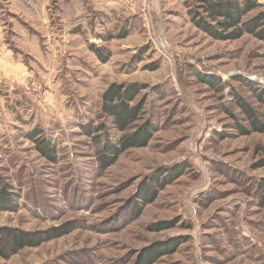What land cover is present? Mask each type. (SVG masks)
I'll use <instances>...</instances> for the list:
<instances>
[{
  "label": "rangeland",
  "instance_id": "374dc122",
  "mask_svg": "<svg viewBox=\"0 0 264 264\" xmlns=\"http://www.w3.org/2000/svg\"><path fill=\"white\" fill-rule=\"evenodd\" d=\"M95 3L34 0L29 35L1 19L0 175L15 207L0 233L30 244L0 264H139L150 250L144 264H264V42L213 38L190 19L195 0ZM62 9L91 18L65 31ZM112 83L140 85L134 125L151 130L104 165L122 133L101 110Z\"/></svg>",
  "mask_w": 264,
  "mask_h": 264
},
{
  "label": "trees",
  "instance_id": "16d2710c",
  "mask_svg": "<svg viewBox=\"0 0 264 264\" xmlns=\"http://www.w3.org/2000/svg\"><path fill=\"white\" fill-rule=\"evenodd\" d=\"M196 5L190 9L189 16L195 26L209 34L215 39L229 40L236 39L245 33L252 34L264 42V12L255 15L248 14L262 6L257 0H195ZM138 84H110L101 97L102 114L108 117L117 130L122 132L114 142H107L103 146L101 162L104 165L112 164L125 150L132 147L146 145L151 125L144 121L135 126L142 114L143 105L135 102L139 93ZM247 118L251 121L253 128L262 130V125L256 124V115L244 103H239ZM256 124V125H255ZM100 125L95 131L101 130ZM92 131L91 133L95 132ZM38 150L47 157L54 155V149L48 141L35 140ZM11 187L0 175V211L11 210L15 207L12 199ZM11 238V243L7 238ZM30 244L26 236L11 235L5 232L0 233V257L8 253H14L17 249ZM155 250H150L140 256L139 264H144L153 256Z\"/></svg>",
  "mask_w": 264,
  "mask_h": 264
},
{
  "label": "crops",
  "instance_id": "0c3cea01",
  "mask_svg": "<svg viewBox=\"0 0 264 264\" xmlns=\"http://www.w3.org/2000/svg\"><path fill=\"white\" fill-rule=\"evenodd\" d=\"M96 6H94L93 10L96 11V12H104V15H108L111 13L114 12V9L115 7L114 6H111L109 7V5H113L116 0H104V1H101V0H92ZM103 2V3H102ZM102 4L101 6H99L98 4ZM26 7V8H25ZM6 8H10L12 9V13L8 12L6 10ZM63 10V9H62ZM21 11L22 13H27V17H28V20H25V19H21L19 14L17 12ZM33 11V12H32ZM64 12H67L66 15L68 14L69 16H66L65 18V22H63V30L65 31H71V27L73 26L74 28L77 27L78 25L80 26L81 24H84L83 21H87V19L91 18L89 15L90 13L89 12H85V11H81V12H76L75 14H69V11L67 9H64L63 10ZM34 13V0H0V22H2L4 19V16L6 17L5 18V23H10L8 17H11L13 19H15L16 21H18L20 24L23 25L24 27V30H26V32L28 33H34L33 32V27H32V24H30V19L32 21V19L34 20V18H32V16L30 17V15H33ZM4 15V16H3ZM86 16L87 19L84 17ZM94 16H92L93 18ZM1 19H3L1 21ZM52 20V19H51ZM63 20V18H62ZM61 20V21H62ZM103 20V19H102ZM4 22V21H3ZM2 22V23H3ZM95 22H97V25H96V28H95V31L96 30H100L101 27H100V22H98V20H96ZM28 33V35H29ZM2 36V35H1ZM0 36V40L2 41L3 38H1Z\"/></svg>",
  "mask_w": 264,
  "mask_h": 264
},
{
  "label": "built area",
  "instance_id": "2783aa9c",
  "mask_svg": "<svg viewBox=\"0 0 264 264\" xmlns=\"http://www.w3.org/2000/svg\"><path fill=\"white\" fill-rule=\"evenodd\" d=\"M125 4H128L130 7H133L135 9H138L139 11H142L143 13L148 11V3L149 0H123ZM158 42L160 43V46L165 49L167 48V44L165 41V38L159 37Z\"/></svg>",
  "mask_w": 264,
  "mask_h": 264
}]
</instances>
